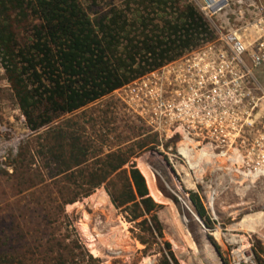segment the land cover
Instances as JSON below:
<instances>
[{"label":"trees","instance_id":"trees-1","mask_svg":"<svg viewBox=\"0 0 264 264\" xmlns=\"http://www.w3.org/2000/svg\"><path fill=\"white\" fill-rule=\"evenodd\" d=\"M214 36L192 0H111L103 4L99 0H0V62L28 127L35 131L48 127L46 136L59 143L49 150L57 165L56 175L74 177L81 197L104 184L145 251L161 252L160 264L180 262L165 239L158 216L160 204L151 196L144 174L131 163L136 152L128 156L110 152L100 160L103 165L85 172L80 167L86 146L68 131L67 115ZM148 143L143 139L136 144L141 149ZM125 164L129 168H123ZM77 198L63 197L61 205L37 212L38 222L26 223L27 230L12 225L4 242L6 249L0 250V264H102L81 244L65 213L64 205ZM190 198L205 225L213 227L198 193L190 191ZM50 216L56 220L66 217L73 235L59 234L61 225L54 224L53 239L42 243L44 222ZM19 235L23 242H17ZM69 236L73 238L66 244ZM209 238L221 254L219 243L212 235ZM76 251L83 256L75 260ZM255 258L264 264L259 252Z\"/></svg>","mask_w":264,"mask_h":264},{"label":"rangeland","instance_id":"rangeland-1","mask_svg":"<svg viewBox=\"0 0 264 264\" xmlns=\"http://www.w3.org/2000/svg\"><path fill=\"white\" fill-rule=\"evenodd\" d=\"M99 1L103 4L111 0ZM192 1L201 10L199 0ZM67 118H70L68 131L80 137L82 145L86 146L80 168L87 173L103 165L100 160L110 152L122 151L125 156L136 152L131 163L134 161L144 174L151 196L160 204L158 216L165 239L172 244L180 264H199L200 261L203 264H258L256 252L264 257V193L261 188L231 184L224 190L222 178L195 177L188 166H181L175 158L171 162L175 146L171 148L168 143L161 147L143 119L129 111L116 91L68 114ZM47 129L35 131L28 127L0 62V250L6 249L4 242L12 225L19 224L27 230L28 225L38 222L37 212L46 213L61 205L65 202L63 197L78 196L76 201L64 205L65 213L73 221L81 244L99 257L102 264H160L161 252L145 251V245L134 237L132 225L115 207L104 184L81 197V187H77V181H72L73 176L69 180L65 174L56 175L57 165L49 150L51 145L58 148L59 143L46 136ZM143 139L149 143L139 149L136 143ZM129 164L123 168H129ZM175 165L182 168L181 173ZM170 183L186 194L196 215L198 211L190 191L198 193L213 227H207L201 218L203 226L189 215L179 204L178 197L167 189ZM68 219L58 217L56 220L54 216L46 219L41 242L53 239L51 227L54 224L61 225L59 234L71 232L73 235L74 231L67 226ZM209 235L221 246V254ZM20 237L18 243L24 241ZM72 238L69 236L66 244L71 243ZM35 254L42 256L43 252L36 250ZM81 256V251L73 254L75 260Z\"/></svg>","mask_w":264,"mask_h":264},{"label":"built area","instance_id":"built-area-1","mask_svg":"<svg viewBox=\"0 0 264 264\" xmlns=\"http://www.w3.org/2000/svg\"><path fill=\"white\" fill-rule=\"evenodd\" d=\"M199 5L214 38L115 91L171 162L264 193V0Z\"/></svg>","mask_w":264,"mask_h":264},{"label":"bare ground","instance_id":"bare-ground-1","mask_svg":"<svg viewBox=\"0 0 264 264\" xmlns=\"http://www.w3.org/2000/svg\"><path fill=\"white\" fill-rule=\"evenodd\" d=\"M167 189L178 197V199L180 200L179 204L182 205L185 208V210L189 212V215L191 217H193L195 220H198L201 223L202 220H201L198 212H197V215H196V212H195L191 202L187 198L186 194H184L183 192L178 190V187L174 183L167 184ZM199 264H203L202 261H200Z\"/></svg>","mask_w":264,"mask_h":264},{"label":"water","instance_id":"water-1","mask_svg":"<svg viewBox=\"0 0 264 264\" xmlns=\"http://www.w3.org/2000/svg\"><path fill=\"white\" fill-rule=\"evenodd\" d=\"M200 216V215H199ZM201 218V217H200ZM201 224L204 226V223L201 221Z\"/></svg>","mask_w":264,"mask_h":264}]
</instances>
